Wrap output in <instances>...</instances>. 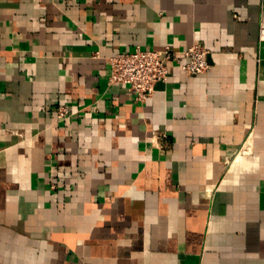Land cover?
Segmentation results:
<instances>
[{
  "label": "crops",
  "instance_id": "1",
  "mask_svg": "<svg viewBox=\"0 0 264 264\" xmlns=\"http://www.w3.org/2000/svg\"><path fill=\"white\" fill-rule=\"evenodd\" d=\"M263 27L264 0H0V264H264ZM195 44L206 74L109 84Z\"/></svg>",
  "mask_w": 264,
  "mask_h": 264
},
{
  "label": "built area",
  "instance_id": "2",
  "mask_svg": "<svg viewBox=\"0 0 264 264\" xmlns=\"http://www.w3.org/2000/svg\"><path fill=\"white\" fill-rule=\"evenodd\" d=\"M264 39V27L261 29ZM211 52L200 44L184 51H175L168 46L164 50L137 48L132 52H120L108 59L111 66L110 85H123L136 95L140 102L149 99L158 84L169 80L168 63L177 64L186 77L203 75L211 70ZM57 118L65 121L73 115L67 106L56 109Z\"/></svg>",
  "mask_w": 264,
  "mask_h": 264
}]
</instances>
